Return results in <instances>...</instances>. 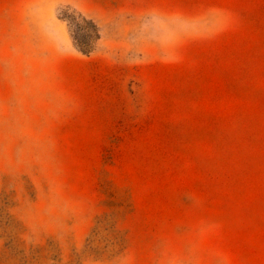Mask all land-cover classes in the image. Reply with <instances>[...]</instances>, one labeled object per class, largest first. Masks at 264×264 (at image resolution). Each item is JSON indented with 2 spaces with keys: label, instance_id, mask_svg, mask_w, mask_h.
<instances>
[{
  "label": "rangeland",
  "instance_id": "rangeland-1",
  "mask_svg": "<svg viewBox=\"0 0 264 264\" xmlns=\"http://www.w3.org/2000/svg\"><path fill=\"white\" fill-rule=\"evenodd\" d=\"M0 264H264V0H0Z\"/></svg>",
  "mask_w": 264,
  "mask_h": 264
}]
</instances>
